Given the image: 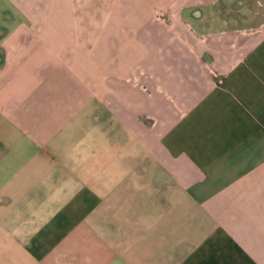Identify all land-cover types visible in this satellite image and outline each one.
<instances>
[{
  "label": "crops",
  "instance_id": "obj_1",
  "mask_svg": "<svg viewBox=\"0 0 264 264\" xmlns=\"http://www.w3.org/2000/svg\"><path fill=\"white\" fill-rule=\"evenodd\" d=\"M198 1L0 0V264H264V0Z\"/></svg>",
  "mask_w": 264,
  "mask_h": 264
},
{
  "label": "rangeland",
  "instance_id": "obj_2",
  "mask_svg": "<svg viewBox=\"0 0 264 264\" xmlns=\"http://www.w3.org/2000/svg\"><path fill=\"white\" fill-rule=\"evenodd\" d=\"M199 2L198 0H195ZM258 0H243L245 2L242 5L238 1H234L230 3V6L224 5L223 2L218 3L216 8L210 7V6H196L192 8H188V10L191 12L193 11L197 16L204 15H214L215 11L217 15H232L235 21L233 24H237L240 27H243L244 29H252L258 25V20H260V17L263 16L262 13V6L259 7V4H257ZM260 2V1H259ZM261 3V2H260ZM187 10V8H186ZM245 15V17L248 16L246 20L240 19L242 15ZM247 15V16H246ZM240 19V21H239ZM238 21V22H237ZM219 23V22H218ZM219 27V26H218ZM221 27L223 29L224 23H221ZM235 27V26H234Z\"/></svg>",
  "mask_w": 264,
  "mask_h": 264
}]
</instances>
